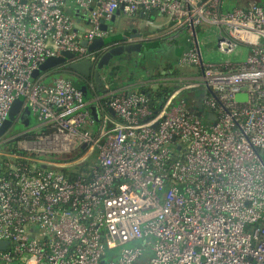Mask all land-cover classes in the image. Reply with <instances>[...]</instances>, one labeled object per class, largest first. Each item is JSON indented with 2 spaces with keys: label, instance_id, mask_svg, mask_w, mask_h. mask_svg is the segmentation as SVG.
Returning <instances> with one entry per match:
<instances>
[{
  "label": "built area",
  "instance_id": "built-area-1",
  "mask_svg": "<svg viewBox=\"0 0 264 264\" xmlns=\"http://www.w3.org/2000/svg\"><path fill=\"white\" fill-rule=\"evenodd\" d=\"M198 2L0 0V127L19 97L39 122L0 136V264H264V0ZM117 9L184 30L177 67L197 71L159 78L175 85L159 107L137 89L84 99L65 77H31L64 51L95 65L106 48L82 41L112 35L101 21ZM202 25L221 53L245 46L244 60L205 63ZM35 129L81 156L14 147Z\"/></svg>",
  "mask_w": 264,
  "mask_h": 264
},
{
  "label": "crops",
  "instance_id": "crops-1",
  "mask_svg": "<svg viewBox=\"0 0 264 264\" xmlns=\"http://www.w3.org/2000/svg\"><path fill=\"white\" fill-rule=\"evenodd\" d=\"M123 15V17H122ZM119 18L120 24L125 25L124 29L116 30L112 22L117 21ZM111 23V28H114V32L112 35H130L128 40L130 42H140L141 43V52L140 54L137 52H132L127 57H134L136 62L137 56L142 57L148 52L150 53L152 48L147 49L146 44L151 41L157 42V49L167 53L170 58L166 61L177 62L178 57L187 47V43L185 40V33L182 28L176 27L170 19L162 14H156L147 17L145 14L141 12H137L131 16L125 15L122 11H119L115 15L114 21H109ZM205 25H202L203 27ZM205 27L211 28L213 31V26L206 25ZM124 64V63H123ZM123 64H117L107 69L104 74L105 85H108L112 91L118 90L120 88L125 89H133L135 86L138 87L140 84H145L149 81L157 79V77H152L155 75V70L152 71L146 68L145 65L142 67L132 66L130 68L124 67ZM123 66V68H121ZM173 67V65H171ZM167 66H165L166 69ZM138 68L144 69V74H140L141 72ZM177 68V67H176ZM121 71V72H120ZM123 71V72H122ZM136 74V78L134 77Z\"/></svg>",
  "mask_w": 264,
  "mask_h": 264
},
{
  "label": "water",
  "instance_id": "water-1",
  "mask_svg": "<svg viewBox=\"0 0 264 264\" xmlns=\"http://www.w3.org/2000/svg\"><path fill=\"white\" fill-rule=\"evenodd\" d=\"M206 0H199L198 4L204 3ZM120 9L114 11L111 20L114 21L115 15L119 13ZM72 16L76 19L78 23L80 19L85 20V23H88V11L80 12L79 8H74L72 11ZM75 24V29L83 30V27ZM108 24L104 21H101V29L106 30ZM130 35H110L103 38H96L90 44H87L85 40L82 41V45L87 46L89 51H92L97 48H106V51L101 55L97 63L94 65L87 59H82L79 61H73L69 63L70 60H73L74 55L70 52L64 51L62 55L59 57H50L46 58L42 63L37 65V68L34 69L31 73L32 78H36L41 72L53 70L60 65L67 64L70 69L84 75L90 76L94 78L96 89L100 92V95L104 93L102 89L104 85V79L102 77V73L109 69V63L112 58L120 56L124 53H132L137 52L140 54L141 52V43L140 42H130L128 40ZM80 91L83 94L84 99L89 97V93L86 87L83 85L80 88ZM236 99L238 101H243L246 99V95L243 93H239L236 95ZM91 116L97 120L98 115L96 111V107L94 105L89 106ZM109 111L112 113L111 109ZM212 118V117H209ZM18 122V124L23 127H28L30 124V108L27 105H24L22 98H16L12 103L7 117L0 127V136L4 135L9 127L12 125L14 121ZM14 139H10L12 141ZM7 141V142H9ZM7 242L0 241V249H4Z\"/></svg>",
  "mask_w": 264,
  "mask_h": 264
},
{
  "label": "rangeland",
  "instance_id": "rangeland-1",
  "mask_svg": "<svg viewBox=\"0 0 264 264\" xmlns=\"http://www.w3.org/2000/svg\"><path fill=\"white\" fill-rule=\"evenodd\" d=\"M223 1L225 4H227V6L229 7V9H231L234 6L237 5H242L248 1L251 0H221ZM259 2H262L263 0H257ZM222 2V3H223ZM68 13L71 12L70 9L67 10ZM123 17V15H122ZM112 24L114 25V27L116 28V30H121L124 29V26L120 24L119 18L117 21L112 22ZM206 26V25H205ZM200 27L199 28V41H200V46L202 49V53H203V61L205 63L208 62H223L226 60H229L232 63H240L244 60L245 58V52H246V47L243 45H238L235 50L231 53H221L216 49V41L214 38V34L211 28L208 27ZM109 27H111V23H109ZM112 30H114V28L112 27ZM114 32V31H113ZM160 49L155 48V50H152L150 53L148 52V54L139 57L137 56V62H135L134 57H127L129 54L124 53L120 56L114 57L112 58V60L109 63V67L111 68L114 65L117 64H123L124 66L126 64L129 63V65L127 66L128 68H130L131 66H133L136 63H141L142 65H145L146 68L149 67L150 70L152 71H156V72H160V74H165V66L167 65H173V67H177V62L174 61L169 62L166 61L170 58V56L163 52L160 51ZM160 57H164L166 60H164L163 58ZM109 68V69H110ZM121 68H123V66H121ZM178 68V67H177ZM179 69V73H185V72H189V71H193L196 72L197 70L195 69H191V68H178ZM138 70L141 72L140 74H144V69L141 70V68H138ZM163 76V75H162ZM53 77L55 76H50L49 80H51ZM75 78H78L77 76H74ZM134 77L136 78V74H134ZM197 90L195 89H189L187 91H184L182 93L183 96H185L186 94L189 95H193L196 94ZM38 122V116L37 114L33 113V111H30V127L37 125ZM19 129H23L25 127L22 126H18ZM18 127L16 129H18ZM28 127V128H30ZM96 127H94L95 129ZM47 133H43V131L41 130H37L35 129L33 131L32 134H30V136H28L27 138H24L22 140H20L17 144L14 145V147L18 148V149H26L27 151H33V152H47L48 156L50 154V156L54 153L53 151L56 152V154L58 155H54L55 157H64L67 160H71L74 159L76 157L81 156L82 153L80 154H70V153H63V152H59L60 150H62L59 146L54 145L53 141L50 140L49 137H47ZM6 145L0 146V149H4ZM51 152V153H49ZM70 154V155H69Z\"/></svg>",
  "mask_w": 264,
  "mask_h": 264
},
{
  "label": "trees",
  "instance_id": "trees-1",
  "mask_svg": "<svg viewBox=\"0 0 264 264\" xmlns=\"http://www.w3.org/2000/svg\"><path fill=\"white\" fill-rule=\"evenodd\" d=\"M221 7L224 10H229V7L224 2L222 3ZM154 13L159 14L157 11L151 10V11L145 13V16L149 17V16L153 15ZM200 27L201 26H198L196 29L198 33H199ZM156 41H158V40H156ZM156 41L148 42L146 44V46H144V47H147V49H149V48L155 49L157 47ZM136 62H137V60H136ZM67 64L60 65L53 70L41 72L37 76V78L42 76L44 79L43 81L50 82V80H49L50 76L65 77V78L69 79L71 81V83L73 84V86L78 88V89L83 85L86 87V89L89 93L88 94L89 97L86 99H89L90 97H93L95 95H100V92H98L96 89V84H95V81H94V78L92 77V75L84 76V75L70 69ZM128 65H129V63L126 64L124 67L127 68ZM133 66L142 67L143 65L141 63H136ZM178 73H179L178 68L172 67L171 65H167V67L165 69V74H162L163 76L160 74V72H158L152 76V77H157V79L152 80L153 79L152 78L151 81H149L145 84H140V85H138V87L135 86L133 89H137L139 93H143L148 98L150 105H153V108L159 107L160 104L166 99V97L173 91L174 86H175L170 81L160 80L159 78L171 77L172 75H178ZM74 76H77L78 78H75ZM103 101H104V99L101 100V102H103ZM108 111H109V109H108Z\"/></svg>",
  "mask_w": 264,
  "mask_h": 264
},
{
  "label": "flooded vegetation",
  "instance_id": "flooded-vegetation-1",
  "mask_svg": "<svg viewBox=\"0 0 264 264\" xmlns=\"http://www.w3.org/2000/svg\"><path fill=\"white\" fill-rule=\"evenodd\" d=\"M106 51V50H105ZM104 51V52H105ZM18 126H22V125H20V124H18V122H17V120L16 121H14L13 123H12V125L9 127V129H8V136H17L19 133H21L22 131H23V129H19V127ZM30 126V125H29ZM18 127V129H16ZM23 127V126H22ZM13 143V142H12Z\"/></svg>",
  "mask_w": 264,
  "mask_h": 264
}]
</instances>
